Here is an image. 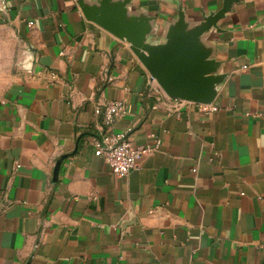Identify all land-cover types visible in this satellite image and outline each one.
Returning a JSON list of instances; mask_svg holds the SVG:
<instances>
[{
  "label": "crops",
  "instance_id": "1",
  "mask_svg": "<svg viewBox=\"0 0 264 264\" xmlns=\"http://www.w3.org/2000/svg\"><path fill=\"white\" fill-rule=\"evenodd\" d=\"M104 1L0 0L21 48L0 75V264H264V0H108L136 44L91 15ZM226 8L184 52L212 100L168 97L137 51ZM105 132L160 143L118 178Z\"/></svg>",
  "mask_w": 264,
  "mask_h": 264
},
{
  "label": "water",
  "instance_id": "2",
  "mask_svg": "<svg viewBox=\"0 0 264 264\" xmlns=\"http://www.w3.org/2000/svg\"><path fill=\"white\" fill-rule=\"evenodd\" d=\"M109 1L105 0L98 12L91 14L96 17L97 13L106 15L108 32L116 37H127L133 43H138V26L134 23L125 26L123 23L125 15L123 8L125 4L110 8ZM228 8L222 10L212 18H209L198 30L187 38L180 40L179 33H175L170 45H160L149 49V56L145 57L137 51L138 58L146 67L152 79L156 80L166 95L172 99H182L197 103H209L213 97L211 84L208 82L199 83L198 68H187L184 58L185 50L192 45L208 28L222 17ZM62 157L55 165L53 179L57 178L58 169Z\"/></svg>",
  "mask_w": 264,
  "mask_h": 264
},
{
  "label": "built area",
  "instance_id": "3",
  "mask_svg": "<svg viewBox=\"0 0 264 264\" xmlns=\"http://www.w3.org/2000/svg\"><path fill=\"white\" fill-rule=\"evenodd\" d=\"M95 111L100 116L102 125L109 127L116 119L125 115L126 107L122 102H108ZM149 138L151 144L135 145L124 134L105 132L93 141L94 155L102 158L114 176L121 178L136 170L140 160L156 151L159 140L154 136Z\"/></svg>",
  "mask_w": 264,
  "mask_h": 264
},
{
  "label": "rangeland",
  "instance_id": "4",
  "mask_svg": "<svg viewBox=\"0 0 264 264\" xmlns=\"http://www.w3.org/2000/svg\"><path fill=\"white\" fill-rule=\"evenodd\" d=\"M20 51L19 43L13 37L11 30L0 29V75L14 74L18 61L21 59Z\"/></svg>",
  "mask_w": 264,
  "mask_h": 264
}]
</instances>
